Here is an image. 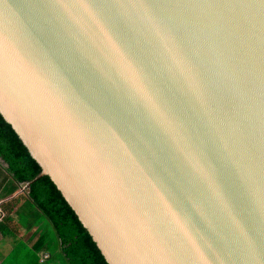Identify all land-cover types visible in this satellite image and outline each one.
Listing matches in <instances>:
<instances>
[{
  "label": "water",
  "instance_id": "95a60500",
  "mask_svg": "<svg viewBox=\"0 0 264 264\" xmlns=\"http://www.w3.org/2000/svg\"><path fill=\"white\" fill-rule=\"evenodd\" d=\"M0 113L107 264H264V0H0Z\"/></svg>",
  "mask_w": 264,
  "mask_h": 264
},
{
  "label": "trees",
  "instance_id": "16d2710c",
  "mask_svg": "<svg viewBox=\"0 0 264 264\" xmlns=\"http://www.w3.org/2000/svg\"><path fill=\"white\" fill-rule=\"evenodd\" d=\"M0 158L7 164V171L17 183L28 182L30 214L37 215L38 223L44 221L43 229L48 232L43 237L40 233L37 246L28 251L29 255L43 248L50 254L56 253L65 264H107L60 190L48 176H37L39 165L1 113ZM4 222L10 223V220L4 217L0 228ZM37 225L34 223L29 228Z\"/></svg>",
  "mask_w": 264,
  "mask_h": 264
},
{
  "label": "crops",
  "instance_id": "0c3cea01",
  "mask_svg": "<svg viewBox=\"0 0 264 264\" xmlns=\"http://www.w3.org/2000/svg\"><path fill=\"white\" fill-rule=\"evenodd\" d=\"M28 202L25 189L13 179L7 164L0 158V209L10 220L0 228V264H31L30 261L32 264H65L56 253L50 254L43 248L34 255L28 254L30 249L36 248L40 233L42 237L48 233L43 229L44 221L38 223L37 215L30 214ZM34 223L38 225L29 228Z\"/></svg>",
  "mask_w": 264,
  "mask_h": 264
},
{
  "label": "built area",
  "instance_id": "2783aa9c",
  "mask_svg": "<svg viewBox=\"0 0 264 264\" xmlns=\"http://www.w3.org/2000/svg\"><path fill=\"white\" fill-rule=\"evenodd\" d=\"M4 216H5L4 211H2V210L0 209V222L4 219ZM43 256H44V255H43Z\"/></svg>",
  "mask_w": 264,
  "mask_h": 264
}]
</instances>
